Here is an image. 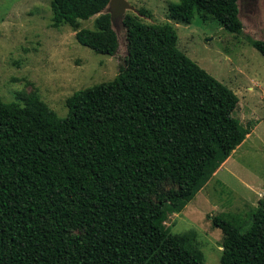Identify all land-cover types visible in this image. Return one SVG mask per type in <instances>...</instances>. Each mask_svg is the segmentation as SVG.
I'll use <instances>...</instances> for the list:
<instances>
[{
  "label": "trees",
  "instance_id": "1",
  "mask_svg": "<svg viewBox=\"0 0 264 264\" xmlns=\"http://www.w3.org/2000/svg\"><path fill=\"white\" fill-rule=\"evenodd\" d=\"M238 1L179 0L168 16L212 17L241 33ZM108 3L52 0V25L69 24L79 43L115 55ZM94 16V27H81ZM123 23L118 75L75 91L65 117L36 90L24 105L0 96V264H207L197 232L172 233L165 222L252 124L233 115L237 94L179 48L172 23L129 12ZM250 41L264 55V40ZM240 218H211L223 234L222 264H264V196L245 224Z\"/></svg>",
  "mask_w": 264,
  "mask_h": 264
},
{
  "label": "rangeland",
  "instance_id": "2",
  "mask_svg": "<svg viewBox=\"0 0 264 264\" xmlns=\"http://www.w3.org/2000/svg\"><path fill=\"white\" fill-rule=\"evenodd\" d=\"M51 1L0 0V96L24 105V95L36 90L65 117L66 100L75 91L118 75L127 56V30L123 21L113 25L119 39L115 55L96 53L78 42L69 24L52 25ZM128 1L133 9L127 13L141 21L172 23L179 48L237 94L233 115L254 127L185 209L169 212L165 222L172 233L195 230L206 263L222 264L223 234L212 216L237 215L245 224L264 196V55L250 41L264 40V0L239 1L241 33L225 30L212 17L170 19L169 5L179 0ZM94 19L81 20V27H94Z\"/></svg>",
  "mask_w": 264,
  "mask_h": 264
},
{
  "label": "water",
  "instance_id": "3",
  "mask_svg": "<svg viewBox=\"0 0 264 264\" xmlns=\"http://www.w3.org/2000/svg\"><path fill=\"white\" fill-rule=\"evenodd\" d=\"M240 8L241 7L239 4V9ZM130 9H133V6L128 0H109V3L102 12L110 13L111 22L113 26L114 24H118L120 21H123L127 10Z\"/></svg>",
  "mask_w": 264,
  "mask_h": 264
},
{
  "label": "crops",
  "instance_id": "4",
  "mask_svg": "<svg viewBox=\"0 0 264 264\" xmlns=\"http://www.w3.org/2000/svg\"><path fill=\"white\" fill-rule=\"evenodd\" d=\"M253 129H254V127L252 128V130H253ZM252 130H251V132H252ZM251 132H250V133H251ZM250 133L247 135V137L250 135ZM245 140H246V139H245ZM245 140H244V141H245ZM244 141H243L239 146H241V145L244 143ZM239 146H238V147H239ZM226 161H227V160H226ZM226 161H225V162H226ZM225 162H224V163H225ZM224 163H223V164H224ZM220 169H221V167L219 168V170H220ZM216 172H217V171H216Z\"/></svg>",
  "mask_w": 264,
  "mask_h": 264
}]
</instances>
